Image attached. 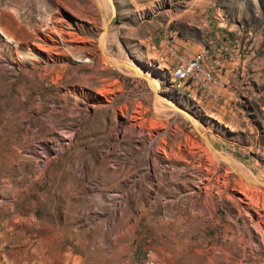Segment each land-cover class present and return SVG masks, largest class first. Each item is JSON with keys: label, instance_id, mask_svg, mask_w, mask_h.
<instances>
[{"label": "rangeland", "instance_id": "rangeland-1", "mask_svg": "<svg viewBox=\"0 0 264 264\" xmlns=\"http://www.w3.org/2000/svg\"><path fill=\"white\" fill-rule=\"evenodd\" d=\"M206 48L221 84L175 80ZM197 127L264 182V0H0V264H264V187Z\"/></svg>", "mask_w": 264, "mask_h": 264}, {"label": "built area", "instance_id": "built-area-1", "mask_svg": "<svg viewBox=\"0 0 264 264\" xmlns=\"http://www.w3.org/2000/svg\"><path fill=\"white\" fill-rule=\"evenodd\" d=\"M219 65L220 62L216 54L208 48L200 49L177 61L172 69L173 77L178 82L183 81L210 88L221 84L218 76ZM139 264H161V260L150 248L142 252Z\"/></svg>", "mask_w": 264, "mask_h": 264}, {"label": "bare ground", "instance_id": "bare-ground-1", "mask_svg": "<svg viewBox=\"0 0 264 264\" xmlns=\"http://www.w3.org/2000/svg\"><path fill=\"white\" fill-rule=\"evenodd\" d=\"M105 35H106V31L103 33V35H102V39H101V42H100V46H101V49L103 50V52L105 53V50H104V40H105ZM106 55V54H105ZM111 58V57H110ZM107 55H106V59L110 62V63H112L113 64V66H121V65H125V66H127L129 69H131L132 70V72L134 73V74H137V75H142L143 76V74H142V72L141 71H139V70H136L134 67H132L131 65H129V64H127V63H124V62H119V63H113L112 61H111V59H110ZM107 61V62H108ZM106 62V63H107ZM109 64V63H108ZM149 81H150V83H151V85L153 86V88L154 89H156V83H155V81H153V80H151V79H149ZM156 98L157 99H159L158 98V95L156 96ZM162 100V99H161ZM156 102V101H155ZM156 105H157V103H156ZM172 109L173 110H177V109H179L178 107H176L175 105H173L172 106ZM187 114V113H186ZM188 115V114H187ZM189 117H190V115H188ZM197 130H198V132L201 134V136L203 137V139H204V141L206 142V144H207V148L210 150V152L211 151H213L214 152V154L216 155V156H218L219 158H222V159H224L228 164H229V166H230V168L232 169V170H234V171H236L240 176H241V178L242 179H244V180H246L251 186L253 185V187H255V186H263L264 187V182L263 181H261L259 178H257V177H254V176H251V175H248L247 173H244V172H242V171H240L238 168H237V166H236V164H235V162H233V160L230 158V157H228L227 155H225V154H223L222 152H220L208 139H207V137L203 134V133H201V131L199 130V128L197 127ZM133 131V130H132ZM192 143H194L193 141H192ZM174 147V146H173ZM164 148H165V146H164ZM164 148H162V149H164ZM139 149H141V148H139ZM207 149V150H208ZM209 153V152H208ZM171 155H174V156H176L177 155V152L176 151H174V153H170V152H167V150H164V155H163V157L165 156L166 158H170V156ZM173 156V157H174ZM165 158V159H166ZM172 158V157H171ZM217 158V157H216ZM243 180V181H244ZM248 185V184H247ZM255 185V186H254ZM258 224L261 226V223L260 222H258ZM250 239H253V237H250Z\"/></svg>", "mask_w": 264, "mask_h": 264}]
</instances>
